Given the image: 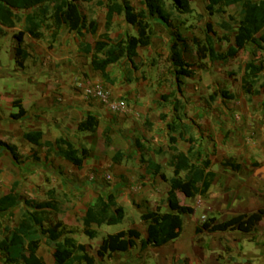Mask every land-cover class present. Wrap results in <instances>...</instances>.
I'll use <instances>...</instances> for the list:
<instances>
[{
	"label": "crops",
	"instance_id": "0c3cea01",
	"mask_svg": "<svg viewBox=\"0 0 264 264\" xmlns=\"http://www.w3.org/2000/svg\"><path fill=\"white\" fill-rule=\"evenodd\" d=\"M108 1L87 3L96 2L103 9V21L99 18L100 13L91 19L84 14L88 21L98 22L95 35L86 30L80 35L69 31L66 26L57 34L41 28L43 36L40 39L28 33L24 35L22 47L30 56L23 71L30 77V88L0 102V141L16 146L20 155L17 162L9 151L0 146V197L13 192L17 185L15 192L21 200L0 215L1 225L15 230L20 226L22 213L31 210L29 202L53 199L58 206V210L52 212L53 221H61L70 229L77 230L69 236L87 245L94 256L104 237L110 234L99 238L104 226L119 225L128 219L130 226L121 231L136 229L146 239L148 224L142 220V215L158 207L163 214L170 211L167 197L169 181L174 175L171 166L173 148L192 157L197 164L209 158L212 162L210 170L216 174L207 197L197 196L190 200L179 194L182 205L194 207V215L198 209L204 210L197 205L199 202L210 201L215 205L218 194L223 196L222 206L219 205L223 209L238 203L236 215L264 209V87L260 88L259 96L245 93L243 77L248 62L240 74L241 93L233 94V100L227 101L220 94L225 90L219 91V85L228 76L229 62H213L210 58L192 68L195 75L184 79L179 91L170 58L173 35L170 29L155 21L152 45L140 48L133 64L125 60L110 66L107 80L94 70L92 53L86 52L85 47L90 45L94 48L106 32ZM130 1L137 9L144 8L143 0L139 4L135 0ZM251 1L260 3L264 0ZM27 15L25 12L16 27L5 28V33L0 35L10 33L13 36L12 58L15 62L18 47L15 35L25 31ZM236 27L230 31L222 27L224 35H228L231 41L225 50H219L216 43L219 52H225L234 45ZM109 34L111 40L116 41L128 35L136 36L137 28L129 25L123 15L115 16ZM246 50H251V59L261 58L257 57V46L249 43L232 60L238 59ZM161 54L165 56L164 60H161ZM91 81L108 86L115 98L126 99L128 111L112 112L101 101H87L83 85ZM258 97L261 99L256 101ZM176 102L181 104L178 112L175 110ZM234 104H239V108ZM231 107L239 109L243 120L231 119L228 112ZM21 109L24 114L17 118ZM89 116L99 119L98 129L94 133L79 131V124ZM174 122L178 125L176 131L170 128ZM37 131L43 133L38 146L24 139L26 133ZM106 131L110 139L108 145ZM61 138L78 150L89 151V157L82 166H75L57 155L56 147L48 146V143H56ZM117 155H120L119 161L115 160ZM230 158L241 165L239 171L223 166L224 160ZM150 163L160 167L159 173L150 168ZM110 174L114 182L108 187L104 177ZM230 177L235 181L231 182ZM124 181L126 184L122 185ZM233 189L237 193L232 196ZM109 194H113L118 205L123 207L124 220L113 225H94L98 237L92 240L83 233V220L98 197ZM62 242H53L42 236L38 256L46 264H55L54 252ZM152 249L156 248H149ZM131 251L114 254L102 263L133 264L128 258ZM0 264H5L1 250ZM97 264H100L98 258Z\"/></svg>",
	"mask_w": 264,
	"mask_h": 264
},
{
	"label": "trees",
	"instance_id": "16d2710c",
	"mask_svg": "<svg viewBox=\"0 0 264 264\" xmlns=\"http://www.w3.org/2000/svg\"><path fill=\"white\" fill-rule=\"evenodd\" d=\"M54 0H0V35L5 33V28H14L23 20L22 13H27L25 18V31L15 35L18 47L16 48V63L19 67L25 68V63L29 58V53L23 49L24 35L28 33L35 39L42 38L40 29L53 30L54 34L64 26L69 31L82 35L86 30L89 34H97L99 24L96 20L88 21L87 17L80 10V3H90L92 0H58L59 3L52 7ZM208 2L207 11L210 15L224 14L225 9L230 7H241V18L236 23V33L234 45L225 52L216 49L217 40L230 42L228 35L217 38V33L210 35L212 25L208 24V31L204 40L193 39L192 43L196 48V63L210 58L213 62H229L237 57L240 51L244 50L249 43L257 46V50H263L264 34V1L253 3L251 0H205ZM143 9L134 7L130 0H109L107 4L106 32L100 36L94 48L87 45L85 51L92 53V67L100 72L103 77L109 80L108 68L123 61L134 63L140 48L150 47L153 43L154 22L158 21L167 28H172V12L180 15L193 13L192 0H143ZM123 15L126 22L137 28V35H128L112 41L110 30L115 16ZM222 27L230 31L233 26L223 23ZM175 41L171 46V62L173 74L177 80V86L181 91L186 78L195 75L191 65L186 60L188 51L187 40L177 31L173 32ZM256 54V53H255ZM264 73V59L257 63L251 60L246 66L243 77V89L249 96H259L261 94L258 87L260 75ZM224 99L233 100L235 97L227 91H221ZM180 103H175V110L178 112ZM24 114L21 109L17 118ZM99 127V119L89 116L79 124V131L94 133ZM172 131H176V122L170 125ZM43 138L41 131L30 132L24 135V139L33 144L39 145ZM106 144H110L108 131L105 133ZM0 146L11 153L15 161L20 160V155L16 146L0 141ZM50 148H57V155L64 157L75 166H82L89 157L86 149L78 150L74 145L61 138L56 143H48ZM143 148V147H142ZM171 166L174 175L170 179V190L167 197L169 212L163 214L161 207L154 211H149L142 215V220L148 224L147 238L144 239L136 229L121 231L116 234H109L104 237L96 256L92 255L88 246L79 243L69 235L75 234L77 230L70 229L61 221L54 222L52 212L58 210L57 203L50 199L44 202H29L31 210L27 209L22 213L20 226L12 230L10 227H3L0 224V250L5 264H46L45 260L38 256L41 246V237L47 236L51 241L63 240L54 252L55 264H97V258L105 260L112 258L114 254L128 253L140 248L143 251L149 248H163L177 241L184 232L183 217L193 215L195 209L192 206L182 205L179 194L187 199H195L197 196L207 197L212 185L215 182L216 174L210 170L212 162L209 158L203 159L199 164L193 158L172 149ZM120 160V155L115 157ZM223 166L237 172L241 165L235 159H226ZM150 168L159 173L160 167L150 163ZM185 174L184 176H182ZM0 197V215L14 208L19 201L16 191ZM124 220V209L119 206L113 194L100 195L94 206H91L83 220V233L90 239L98 237V232L93 229L104 225L121 223ZM175 220H178L176 228ZM264 220V209H259L251 214H240L230 218L228 221H218L212 218L205 222L202 227L196 229L197 234L204 230L210 232L239 231L244 234L252 233L260 222Z\"/></svg>",
	"mask_w": 264,
	"mask_h": 264
},
{
	"label": "rangeland",
	"instance_id": "374dc122",
	"mask_svg": "<svg viewBox=\"0 0 264 264\" xmlns=\"http://www.w3.org/2000/svg\"><path fill=\"white\" fill-rule=\"evenodd\" d=\"M58 3V0H54L51 5L55 7ZM135 3L139 4L140 0H135ZM192 7L193 13L188 15H180L173 11L172 28L168 29H170L172 35L173 32L177 31L187 40L186 60L191 65H195L197 64L196 48L192 40H204L208 31V24L212 25L210 35L217 33L216 39L222 37L224 30L221 24L227 21L230 25L235 26L241 18V7L227 8L224 14L215 16L209 14L206 8L207 3L204 0H192ZM80 9L89 19L100 13L101 17L99 16V18L103 21V9L99 8L96 2L93 4L80 3ZM18 29L19 27L16 28V31ZM173 41H175V36H173ZM12 43L13 36L10 33L7 36H0V102H4L7 96H13L30 88L28 82L30 77L24 75L23 68L19 67L12 58ZM217 45L219 50H225L229 43L217 40ZM164 57L163 54L160 55L161 60H164ZM250 57L251 50H246L238 59L229 61L230 68L228 66L226 69L228 76H225L223 84L219 85V91L227 90L232 94L241 93L240 74L244 65L253 60ZM257 57H261L254 60L258 63L264 59L263 50L258 51ZM260 83H264V74L260 77L258 85ZM259 99L261 97H258L256 101ZM234 107L239 108V104H234ZM228 112H230L233 121L240 122L236 119V115H239L243 120V115L239 109L231 107ZM112 178V180H107L106 176L104 177L108 187L114 182V177L112 176ZM229 179L231 182L235 181L232 177ZM124 184H126L125 181L122 185ZM236 193L237 190L233 189V194H230L233 196ZM230 194L229 197L233 199ZM217 196L218 199H216L215 205L210 201L199 202L197 205L203 207L204 210L198 209L196 215L194 213L183 217L184 232L177 242L160 250L148 249L143 251L139 245L129 253L128 258L133 261V264H264V220L250 234L239 231L210 232L206 230L197 234L196 229L202 227L205 222L212 218H217L218 221H228L236 216L239 208L238 203L223 209L220 207L222 206L220 202L223 196L220 194ZM175 223L176 228H178V220H175ZM128 226H130L128 219L119 225L104 226L99 238H103V234L106 236L107 233L116 234ZM99 262L103 264L101 259H99Z\"/></svg>",
	"mask_w": 264,
	"mask_h": 264
},
{
	"label": "built area",
	"instance_id": "2783aa9c",
	"mask_svg": "<svg viewBox=\"0 0 264 264\" xmlns=\"http://www.w3.org/2000/svg\"><path fill=\"white\" fill-rule=\"evenodd\" d=\"M84 97L87 101L98 100L101 101L107 109L112 112L124 113L128 111L129 105L124 98H115L114 93L105 84L99 82H86L83 85ZM236 119L241 121L239 115ZM107 180H112L111 175L106 176Z\"/></svg>",
	"mask_w": 264,
	"mask_h": 264
}]
</instances>
